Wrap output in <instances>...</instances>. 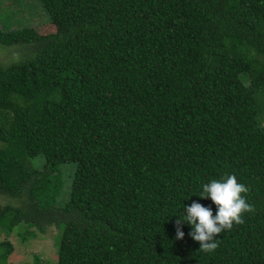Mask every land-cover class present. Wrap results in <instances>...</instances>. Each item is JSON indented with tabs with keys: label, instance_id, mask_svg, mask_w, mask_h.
Returning <instances> with one entry per match:
<instances>
[{
	"label": "trees",
	"instance_id": "1",
	"mask_svg": "<svg viewBox=\"0 0 264 264\" xmlns=\"http://www.w3.org/2000/svg\"><path fill=\"white\" fill-rule=\"evenodd\" d=\"M38 1L54 33L0 28L29 53L0 65V195L24 199L0 205L4 233L55 227L52 264H264V0ZM229 174L255 211L212 253L187 223L176 239Z\"/></svg>",
	"mask_w": 264,
	"mask_h": 264
},
{
	"label": "rangeland",
	"instance_id": "2",
	"mask_svg": "<svg viewBox=\"0 0 264 264\" xmlns=\"http://www.w3.org/2000/svg\"><path fill=\"white\" fill-rule=\"evenodd\" d=\"M49 17L38 0H0V28L3 31H12L28 27H33L40 36L50 35L54 33L55 27L49 23ZM26 48L22 46H4L0 43V65L7 66L13 63H18L29 57ZM261 123L264 122V114L259 117ZM264 125V124H263ZM34 167H42L45 164L43 155L31 160ZM76 171L75 163H67L61 166L59 171L61 180L68 182L72 180L73 174ZM68 200L66 197L59 198L57 206H63ZM24 199L16 200L11 197L0 195V205L6 206L9 204L21 205ZM34 235L30 236L26 241H22L19 233L23 232L21 225L17 226L14 231L8 236L4 233V229L0 226V241L8 238L14 245V253L9 258L8 264H21L30 262L34 256H40L42 264H52L58 260L57 240L59 234L58 229L49 227L47 234H40L35 228Z\"/></svg>",
	"mask_w": 264,
	"mask_h": 264
},
{
	"label": "clouds",
	"instance_id": "3",
	"mask_svg": "<svg viewBox=\"0 0 264 264\" xmlns=\"http://www.w3.org/2000/svg\"><path fill=\"white\" fill-rule=\"evenodd\" d=\"M201 187L200 198H210L218 211L214 216L210 207L193 202L191 206L185 208L187 214L184 215V220L177 221L176 239L184 238L180 225L187 223L193 229L189 235L200 243V251L212 253L219 247L216 237L225 230H231L234 224H243L244 214L254 212L255 209L246 200L249 189L239 183L234 174L212 179Z\"/></svg>",
	"mask_w": 264,
	"mask_h": 264
}]
</instances>
